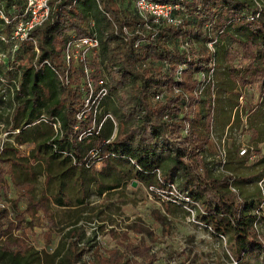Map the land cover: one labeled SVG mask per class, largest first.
Here are the masks:
<instances>
[{
    "label": "trees",
    "instance_id": "obj_1",
    "mask_svg": "<svg viewBox=\"0 0 264 264\" xmlns=\"http://www.w3.org/2000/svg\"><path fill=\"white\" fill-rule=\"evenodd\" d=\"M124 1L55 0L50 18L12 52L8 39L26 0H0V53L7 55L0 63V97L12 109L4 120L12 140L0 146V238L7 236L0 244V264H172L176 255L189 257L184 249L155 250L153 229L139 221L121 233L112 232L114 243L103 252L93 248L83 228L72 224L63 239L65 248L41 257L22 231L27 217L42 213L51 218L52 212L48 192L36 196L33 181L18 175L17 164L32 160L44 163L47 174L57 179L58 204H64L59 196L72 169L102 164L106 171H119L120 165L131 179L141 178L148 187L168 191L174 185L178 194L189 197L211 235L225 239L228 263L233 259L248 264L255 253H264V234L257 228L264 200L241 190L243 176L201 171L226 167L231 157L228 138L238 131L237 124L241 131H250L245 133L250 139L236 146L233 157H258L264 166V149L258 146L264 142V3L162 0L180 6L175 14L182 22L172 25L141 16L135 0H127L131 9H123ZM93 32L100 48L91 56L92 76L106 81L108 93L96 117L89 110L79 118L86 99L82 71L74 67L67 77L63 48L72 34ZM222 69L227 78L220 89L215 77ZM244 89L250 90V98ZM230 94L236 96V104L228 101ZM106 105L117 123L103 110ZM234 105L237 110L232 113ZM54 118L61 123L58 133L50 123ZM40 122L50 125L52 132L38 136L35 128ZM27 143L34 146L23 156L19 148ZM211 143L218 159L209 165L204 152ZM219 144L225 147L223 166ZM243 147L246 151L241 153ZM12 184L17 197L10 196ZM121 185H108L107 190ZM166 205L171 213H191L172 200ZM158 219L163 223L166 216ZM15 230L21 235L9 238ZM132 232L137 241L130 240ZM93 251L95 259H85ZM161 253L172 259L162 261ZM196 259L192 254L184 264H195Z\"/></svg>",
    "mask_w": 264,
    "mask_h": 264
},
{
    "label": "rangeland",
    "instance_id": "obj_2",
    "mask_svg": "<svg viewBox=\"0 0 264 264\" xmlns=\"http://www.w3.org/2000/svg\"><path fill=\"white\" fill-rule=\"evenodd\" d=\"M260 1L264 3V0ZM130 6L132 4H128L127 0L122 3L123 9H131ZM5 52L7 50L2 53ZM0 63L3 64L2 56ZM215 78L221 89L227 78L225 70H220ZM5 79H7V76H5ZM127 90L129 95L132 96L133 89L128 87ZM244 90L245 97L247 95L250 98V90ZM230 96L231 99L228 101L236 104V96L234 94L227 95V97ZM249 104L248 102L246 105ZM103 110L110 111L107 105L104 106ZM236 110L237 108L234 105L232 113H235ZM11 111L9 103L3 101L0 97V146L12 140L8 135L9 130H7V125L4 122L7 114ZM112 117H115L114 121L117 123L118 118L114 114ZM38 124H41V126L35 128L38 136L43 137V135L52 132L50 125L45 122ZM235 129L238 130L235 132L238 135L236 141L239 142L237 143L246 145L250 137L245 133L249 134L250 131H245L244 127L241 131L238 124ZM218 131L221 133L223 129L219 127ZM33 146L34 144L31 143L21 145L19 148L21 155L28 156ZM204 158L209 165L217 161L218 152L214 143H211L204 152ZM259 161L260 158L258 157L248 161H241L232 157L226 167L219 166L214 169L208 166L210 170L203 168L201 171L205 172L207 170L213 175L234 174L235 176H243L245 180L240 186L241 190L246 194L256 195L264 200V166ZM45 167L44 163L38 164L33 160L26 165L17 164L18 175L33 181L36 196H39L42 190H46L51 196V218L39 213L34 218L27 217L22 224L23 235H25L27 242L34 250L39 251L41 257H44L46 253L51 254L57 247L61 251L60 247L65 248L62 246L63 239L66 232L73 227L72 224L83 228L85 238L89 239L90 244L94 245L93 248L103 252L104 249L114 243L111 236L112 232L121 233L127 230L128 225L139 221L144 222L145 225L153 229L156 237L153 241L155 250L160 247H166L174 251L184 249L189 256L186 259L185 255H176L172 259L170 255L161 253L160 259L162 261L172 259V264H184L185 261L190 260L193 254L194 257H197L194 261L195 264H237L233 259L230 263L227 262L223 254L224 251L227 252L225 239L220 240L219 237L211 235L209 228L198 219L197 214L190 213L188 215L185 211L169 212L166 207L169 201L168 198L158 197L148 187L147 182L141 178L131 179L126 172L121 171L122 166L119 165V171H113L112 169L106 171L102 164H97L91 169L81 170L78 167L72 169L73 171H69L68 175L64 177V194L59 196L64 201L63 205L58 204L56 201L60 194L58 191L59 183L57 179H54L53 174H47L48 169ZM42 168L44 171H42ZM57 176L59 175L57 174ZM257 176L260 178H257ZM133 182H135V185H133ZM116 183L122 184L121 187L107 190L108 185ZM12 188L13 191L10 196L17 197L19 191L14 184H12ZM25 201L26 198L23 197L21 206L24 205ZM261 209L262 218L257 224V228L260 233L264 234V201ZM163 215L166 216V220L160 223L158 217H163ZM20 231L15 230L8 237H17L21 235ZM130 234V240L137 241L138 235L133 232ZM6 237L0 238V244ZM95 253L96 251L87 253L85 259L90 261L95 259ZM248 264H264V253H255L249 258Z\"/></svg>",
    "mask_w": 264,
    "mask_h": 264
},
{
    "label": "built area",
    "instance_id": "obj_3",
    "mask_svg": "<svg viewBox=\"0 0 264 264\" xmlns=\"http://www.w3.org/2000/svg\"><path fill=\"white\" fill-rule=\"evenodd\" d=\"M55 0H26L25 6L20 13V17L14 25L13 32L8 39L12 44V52L18 48V45L29 37L30 31L44 24L49 18L52 11V3ZM134 7L137 12L144 18L152 17L155 22L164 21L172 25H178L182 22L181 18L175 14L179 9V4H174L162 0H135ZM8 20V18H6ZM126 30V29H125ZM140 40L136 42V45ZM184 46L187 42L183 43ZM209 46H213V42H209ZM100 39L93 32L87 35L72 34L66 41L63 48V61L65 65V73L71 76L72 68L78 67L82 71L81 85L86 90V99L83 110L78 114L79 118L85 116L89 110L93 111L96 117L101 101L108 93V86L103 78L94 81L92 76V67L90 65L91 56L99 51ZM36 53L40 52L37 45L34 46ZM6 58V54H1L0 58ZM204 77V74L202 75ZM159 97V96H157ZM56 133L60 131L61 123L57 119L50 121ZM224 145H218L222 164L226 161ZM246 148L243 147L241 153H244ZM151 191L156 193L158 197H166L176 203L182 204L188 211L194 214V209L191 207L189 197L181 196L177 193L176 187L171 186L170 190L164 191L155 187H150ZM168 192V194H166Z\"/></svg>",
    "mask_w": 264,
    "mask_h": 264
},
{
    "label": "crops",
    "instance_id": "obj_4",
    "mask_svg": "<svg viewBox=\"0 0 264 264\" xmlns=\"http://www.w3.org/2000/svg\"><path fill=\"white\" fill-rule=\"evenodd\" d=\"M236 138H238V135L235 134V133L230 138H228V148H229V150L231 152L230 153L231 154L230 159L233 157V153L235 152L234 150L236 149V146H239V143H237L239 141H236ZM253 143H255V140L253 141ZM258 146H260V147H262L264 149V142H259Z\"/></svg>",
    "mask_w": 264,
    "mask_h": 264
},
{
    "label": "water",
    "instance_id": "obj_5",
    "mask_svg": "<svg viewBox=\"0 0 264 264\" xmlns=\"http://www.w3.org/2000/svg\"><path fill=\"white\" fill-rule=\"evenodd\" d=\"M133 185H135V182H133Z\"/></svg>",
    "mask_w": 264,
    "mask_h": 264
}]
</instances>
